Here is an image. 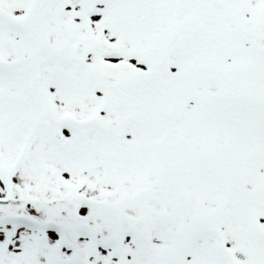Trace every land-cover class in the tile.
Here are the masks:
<instances>
[{"label": "snow or ice", "instance_id": "6c2138e0", "mask_svg": "<svg viewBox=\"0 0 264 264\" xmlns=\"http://www.w3.org/2000/svg\"><path fill=\"white\" fill-rule=\"evenodd\" d=\"M0 264H264V0H0Z\"/></svg>", "mask_w": 264, "mask_h": 264}]
</instances>
